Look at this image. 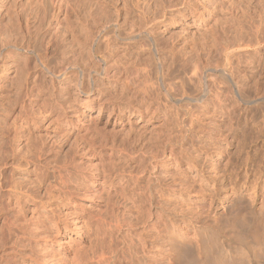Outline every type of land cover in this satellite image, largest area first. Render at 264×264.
Masks as SVG:
<instances>
[{"label": "rangeland", "instance_id": "obj_1", "mask_svg": "<svg viewBox=\"0 0 264 264\" xmlns=\"http://www.w3.org/2000/svg\"><path fill=\"white\" fill-rule=\"evenodd\" d=\"M30 2L0 0V264H81L119 244L121 225L138 243L158 206L171 210L175 179L212 175L190 197L215 196L219 213L237 194L264 198V105L231 83L264 95V0ZM146 29L158 52L126 39ZM30 36L55 76L14 48ZM76 69L103 100L84 104ZM155 181L162 198L146 197Z\"/></svg>", "mask_w": 264, "mask_h": 264}, {"label": "bare ground", "instance_id": "obj_2", "mask_svg": "<svg viewBox=\"0 0 264 264\" xmlns=\"http://www.w3.org/2000/svg\"><path fill=\"white\" fill-rule=\"evenodd\" d=\"M26 1H31L30 4H42L45 7H50L56 13H58V10H61L67 2V0ZM3 6L5 5L3 4ZM115 30L117 31V29ZM139 31L138 33L137 31H133L134 33L132 32L131 35L129 34V37L126 39H146L157 51V49H159L157 47L158 43L155 40L156 38L154 39L151 29H146L141 33ZM255 35L257 45L261 44L264 39L261 38L262 34H260L259 29L256 31ZM38 39L37 37L30 36L20 47L14 45V48L20 54L25 53L27 57H35V59L41 63L45 71L55 76L54 71H52L49 66L50 61L49 64L47 63L48 61L45 62L47 56L46 50L48 47H46L47 49L44 47V50H46L41 51V47L38 45ZM236 52L229 53L228 58L236 57V55L241 56ZM25 54H22L23 57H21L27 59ZM230 60L231 59H228V61ZM76 70H74V75L76 76V90L85 93L86 97H88L84 104L88 101H95L97 98L98 100H103V95L95 94L91 88L88 90L84 89L85 80L87 78L86 74L84 71ZM107 71L108 69H103L102 74L108 75ZM230 71H228L229 74L232 73ZM68 73L62 71L57 77L68 76ZM228 73L224 74L226 79L230 77H228ZM89 75L88 79L90 78ZM162 78L164 80L165 77ZM231 83L236 90V97H238L241 103L263 107L264 95L256 100L250 101L246 98L247 96H243V93L239 89L240 86L235 83V81ZM187 100L190 102L192 101V99L189 98H187ZM136 110L139 111L140 114L147 111V109L143 110L142 107L139 106H137ZM101 113L100 108L97 116L99 117ZM172 153V150L165 148L162 156L167 158L170 157V154L172 156ZM188 160L186 164L189 168L196 170L194 162L191 159ZM158 164L159 163L156 162L153 163L152 168H158ZM255 166H257V168L259 166L260 168L258 162H253L250 170L254 169ZM203 177L201 176V179L196 182L198 185L196 183L192 184L183 178L171 181V210H168L164 204L158 206L153 213L156 218H153L154 220L150 223L143 224L138 229L141 233L144 232V237L141 238L138 243H127L126 239L128 235H130L129 227L122 225L118 226L116 227V233L121 237L120 243H115L114 246L110 247L106 252H94L93 254L84 256L81 264H264V198H261L262 200L254 205V195L251 194L252 198L249 196L247 199L244 194H237L234 199L229 200L225 204L221 203L223 205V212H215L217 209V207H215L217 205L215 196L210 197L208 195L210 198L207 199L206 204L204 201L194 203L190 197L198 196L197 194H199L200 189L205 187V184L208 183L212 175H208L206 178ZM154 185L155 186L146 193V197L153 198L158 194L161 198L165 196V193H160L162 189L159 188L160 185H158L157 181L154 182ZM197 187L199 189H197ZM215 194L216 193H213V195ZM210 195H212V192ZM244 202L247 204L246 206L244 205L246 207L245 209H247L246 217H243L240 211H234L235 207ZM245 209L241 210L245 211Z\"/></svg>", "mask_w": 264, "mask_h": 264}]
</instances>
